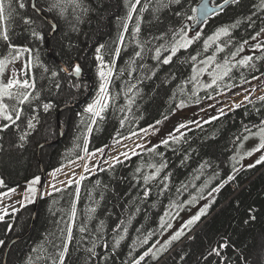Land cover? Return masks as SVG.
Here are the masks:
<instances>
[{
  "label": "trees",
  "instance_id": "1",
  "mask_svg": "<svg viewBox=\"0 0 264 264\" xmlns=\"http://www.w3.org/2000/svg\"><path fill=\"white\" fill-rule=\"evenodd\" d=\"M199 1L181 0L159 8L156 0H141L132 19L126 21L129 9L125 0H80L81 8L73 11L69 6L63 15L59 9L49 11L53 0H35L36 8L56 28L47 43L52 28L31 9V0H23L24 9H19L18 0H12L16 11L4 22L10 41L0 39V58H9L10 52L15 54L8 43L30 49L28 71L35 78L40 98L33 104L36 111L25 105V112L15 124L0 120V125H10L0 130V179L4 181L0 195L40 177L42 171L47 176L77 161L85 140L89 152L106 151L111 145L156 125L165 116L186 109L202 111L212 98L263 76L264 47L258 49L254 45H264V39L253 43L252 37L264 29V0L229 4L209 17L198 31L200 38L187 49L179 50L168 64L162 60L169 52L162 50L160 59L154 58L156 47L164 43L157 37L166 34L165 40L170 42L181 27L190 31L194 23L185 14L196 15L191 9ZM222 2L216 0L215 4ZM145 5L146 10L141 13L139 9ZM24 18H31L34 23L25 24ZM138 19L140 31L134 35ZM124 22L128 23V31L117 57L111 54L116 47L113 41ZM223 27L228 28L229 34L210 42L205 49L204 41ZM33 29L42 38L33 36ZM245 41H252L248 48L253 49L254 53L249 55L252 59L245 65L233 64L241 51L235 57L231 53L244 49ZM100 45L105 46L101 50L104 61H114L108 86L111 99L101 113L102 118L96 117L93 124L91 114L84 109L99 93L100 62L96 49ZM218 47L223 51H217ZM137 51H141L140 57L135 56ZM192 56H196L195 61ZM209 57L215 59L205 66ZM226 59L231 68L229 74L211 88L204 87L219 72L216 65H223ZM75 63L86 73L81 79L61 70ZM201 68L206 71L199 72ZM52 71H57L58 76L52 77ZM181 101L185 106L177 108ZM44 102L53 104L48 112L42 108ZM67 104L72 107L60 114L63 135L56 141L58 109ZM34 115L39 122L33 121L36 127L30 129L27 122ZM188 123L178 134L175 131L167 145H147L122 162L98 168L79 186L71 184L42 194L31 231L10 248L5 263L9 242L29 230L33 203L4 216L0 220V240L4 242L0 245V264H52L49 254L59 250L61 230L70 222L73 203L76 206L73 240L64 264H132L157 241L163 240L164 245L205 205L208 207L204 215L184 228V235L172 241L157 259L149 256L141 264H264V162L242 168L236 160L249 132L246 128L264 125V100L241 105L219 117ZM21 136L25 138L21 140ZM45 143L51 144L40 149L38 160V147ZM162 163L166 167L155 175ZM146 176L155 178L146 182ZM229 176L233 177L230 181ZM221 183L224 186L219 191H212ZM146 190H150L147 197ZM206 200L203 207L189 215L192 207ZM166 212L169 216H165ZM184 216L188 217L181 221ZM161 217L171 225L175 219L179 227L172 233V226L161 228ZM82 226L84 232L79 230ZM149 233L152 235L148 244L141 245L140 241ZM120 236L124 239L117 246L115 242ZM93 242L95 255L87 251ZM225 243L228 247L220 249V256L208 255Z\"/></svg>",
  "mask_w": 264,
  "mask_h": 264
},
{
  "label": "snow or ice",
  "instance_id": "2",
  "mask_svg": "<svg viewBox=\"0 0 264 264\" xmlns=\"http://www.w3.org/2000/svg\"><path fill=\"white\" fill-rule=\"evenodd\" d=\"M180 3L181 0H156V3L159 5V8H164L170 5L171 3ZM232 3H238L239 0H231ZM126 5L128 6V13L126 17V21H130L133 17V13L137 11V5L141 3V0H125ZM229 0H224V4H228ZM71 6L73 8V11H75L77 8H81V2L80 0H53L52 3L49 4V11L52 9H59L60 14L63 15L68 7ZM18 7L19 9H24L26 7L25 3L23 0H18ZM147 5L144 7H141L139 11L143 13L146 10ZM32 8L35 10L36 9V3H32ZM159 8L157 10H159ZM217 8L222 9L223 5H217L214 3V0L212 2V6H210V0H203V3H201L200 7L193 8L191 11L193 13H198V15H191L187 16L186 18L191 20L193 23H199L201 20L207 21L210 15H215ZM83 11H87V9H82ZM16 11L15 8L12 7V0H0V39H2L5 42L10 41V37L8 34V28L6 25H4V22L8 19H10L13 15V13ZM177 15H180L177 13ZM24 23L25 24H32L34 21L31 20V18H24ZM55 27V26H53ZM128 31V23L124 22L122 24V31L119 32L117 35L116 39L113 41V44L116 45V47L112 51V55L114 56H119L122 47L124 45V40H125V33ZM140 28H139V19L137 22V27L133 30V34L139 33ZM261 32H264V29H261ZM228 28L223 27L218 29L212 36H209L207 40L204 41V46L205 49L208 48L210 42H214L218 40L222 35H228ZM32 35L37 37V38H42L41 34L35 29L32 30ZM165 35L162 34L160 37H157V39L164 40V43L160 44L158 47L155 49V59H160L162 50L164 52H169L170 54L165 56L162 60V63L168 64L172 57L176 55V53L181 50V49H187L189 46H191L196 40L200 38L201 33L197 32L194 36H189L188 31L184 28L181 27L179 31H176L172 35V39L169 42L168 40H165ZM260 33H257L256 36H259ZM256 36H253L252 39L255 40ZM247 43V41H245ZM9 49H12L15 54L12 52L9 53L11 56V59L8 57L0 58V77L3 76L5 69L8 64L14 63L17 59H19L20 55L25 52H30L31 50L24 47L20 48L16 45H13L11 43H8ZM104 45H100L96 49V59L100 62V71L98 72V75L101 79V83L99 85V93L97 95V98L94 100L93 103L89 104L84 111L86 113L91 114V123H95V118L96 117H101V113L107 108V101L111 99V97L108 95V86L110 83V77L113 74V69L111 64L114 63L112 61L111 63L105 62L102 54V49L104 48ZM255 48H262L264 45L262 44H256L254 45ZM243 48L241 47L240 49L237 50V52L231 53L233 57H235L239 51H242ZM217 51H223L222 47H218ZM141 51L135 52L136 57L141 56ZM191 59L193 61L196 60V56H192ZM215 57H209L207 61H204L205 64L210 63L213 61ZM252 57L250 56H245L243 59L238 61L239 64L245 65L247 64L248 61H250ZM30 61L25 64V68L30 67ZM216 68L220 70L221 74L213 75L212 81L209 84L204 85L206 88H211L213 85L217 83V80L223 79L224 76H227L229 72L231 71V68L229 67L227 59L224 61L223 65L217 64ZM106 69V70H105ZM62 71L72 74L76 73L79 74L81 69L79 64L73 65L71 69L65 67L61 69ZM22 71L23 79H21L19 76L16 75L15 72H13V75L6 81L4 82L2 79H0V120L2 121H8L11 122L12 124H15L16 121L21 119L22 114L25 112V105L28 107L32 108V111L35 112L36 109L33 107L34 102L39 101L40 94L36 90V84H35V78L34 76H30L29 71ZM45 71H48L47 68H45ZM197 70L194 69V72ZM206 71V68H201L199 69V72H204ZM210 75H212L210 73ZM52 77H57L58 72L57 71H52L51 72ZM192 79H196L195 76H193ZM60 85L57 83L56 88L59 89ZM245 99L247 100L248 97L246 96ZM259 99L264 100V97H260ZM199 103V99L196 101ZM184 101H181L178 105H176L177 108L184 107ZM236 107H240L239 104L235 105ZM53 107V104L51 102H44L42 104V108L45 112H48L51 108ZM221 113L223 110H220ZM102 118V117H101ZM164 119H167V116L164 117ZM33 121H36L38 123L37 117L34 115L32 119H29L27 122V126L30 129H34L36 127V124L33 123ZM162 121H157L156 123L159 124ZM10 125L8 123H4L0 125V130L7 129ZM186 127V125L181 124L178 126L177 131H179L180 128ZM88 131H91V127H89ZM147 131V130H145ZM246 131H250L249 129L246 128ZM171 136V134H169ZM254 135H257L260 139V143L256 148L253 150L245 153V155H252L253 151H259L261 149H264V125L258 127V132H256ZM21 140H23L25 137L21 136ZM245 140L248 139L247 136L244 137ZM168 140L165 139L162 141L164 145L168 144ZM85 151H87V140H85ZM99 151H103V149H100ZM126 155V154H125ZM235 159V158H234ZM264 162V155H262L256 163H262ZM166 167V164H161L159 168L156 169L155 175H158L159 172ZM249 167H254V165H249ZM87 170V168H85ZM236 169H234L235 171ZM59 171V169H57ZM54 175V174H53ZM83 178V177H82ZM155 176L148 177L146 176L144 179L147 182L149 179H153ZM167 179V177H165ZM233 177L229 176L228 180H232ZM40 177H35L29 184V191L32 193H35L36 189L32 187L33 185L39 183ZM225 181L224 183H226ZM224 183H221L217 188H214L212 191L217 192L219 191L220 188L224 186ZM4 186V181L3 179H0V187ZM79 190L77 189V192ZM150 190H146L144 192L145 197L149 195ZM9 192H15V189H9ZM4 195H8V193H4ZM27 198V197H25ZM195 200V197H193V201ZM190 201V202H193ZM207 205H205L204 208L200 210L199 213H197L195 216L191 217L188 221L185 222V224L181 227L180 230L176 231L171 238L168 241H165L164 245H161L160 248H156V245L153 244L151 247H149L146 251H144L137 259L133 260L132 264H141V261H144L146 257L151 256L152 259H157L158 254L162 253L163 251L167 250L168 245L174 241L179 239L182 235H184V228H188L191 225H193L196 221L200 219L202 215H204ZM92 211H95V209H92ZM4 215H7L6 210L3 211V215H0V220L4 219ZM165 216H169V213H165ZM75 217H76V206L75 203L72 204L71 206V211L69 215V223L66 227V229H62V241L61 244L58 247V251L55 254H49V259H51L52 264H64L65 257L68 253V247L71 241L73 240V225L75 224ZM174 218V217H173ZM254 219V217H253ZM171 222L170 221H165L164 217H161V228H170ZM81 232L85 231V228L82 226L79 229ZM126 232L127 229H124ZM152 233H149L148 236H146L142 241H140L141 245L148 244L149 239L151 237ZM124 237L120 236L119 239L116 240V245L118 246L120 243V240H123ZM4 242L0 240V245H2ZM157 243H159L157 241ZM106 246V245H105ZM95 247L96 244L93 242L92 247L88 248L87 251L91 253L92 255H95ZM228 247L227 243L219 245L216 248H213L208 255H216L220 256L221 248H226ZM155 249V251H154ZM206 258V257H205ZM243 259V257H241Z\"/></svg>",
  "mask_w": 264,
  "mask_h": 264
},
{
  "label": "rangeland",
  "instance_id": "3",
  "mask_svg": "<svg viewBox=\"0 0 264 264\" xmlns=\"http://www.w3.org/2000/svg\"><path fill=\"white\" fill-rule=\"evenodd\" d=\"M36 9H35V11H36ZM37 10H39V9H37ZM43 15L47 18L48 21L53 23L45 14H43ZM47 20H44V21H46L47 24H49V22ZM49 25L52 28V25L51 24H49ZM199 30H200V28L195 30V31L190 30L188 32V35L194 36ZM49 34H48V36H49ZM263 39H264V32H262L258 38L253 40V43H257ZM251 44H252V41H250L246 44L245 48L241 51L240 55H238L236 58H234L232 60L233 64L234 63L236 64L238 61L243 59L245 56H249L250 54H252L253 49H248ZM26 56H27V58H26ZM9 59H11V56L9 57ZM28 62H29V53H27V52L22 53L20 55L19 59H17L14 63L7 65L4 74L2 77H0V79H2L4 82H6L13 75V72H15L16 75L19 76L21 79H23L24 77L22 75L21 70L28 71L29 68H25V64ZM204 65L206 66L207 64H204ZM219 73L221 74L220 70H219V72H217V74H219ZM212 77L213 76H211V78ZM233 91L225 92V93L220 94L217 97L212 98L211 100H209L206 103V108L203 109L202 111L200 109H186L184 111L174 113L171 116L167 117V119L162 120L161 123L153 125L151 127H148L147 129H144L140 132H137V133L125 138L124 140L113 144L114 148L112 150H110V147L112 146L111 145L106 151H103L101 154H91L89 157H87L85 164H83V159L81 157V159H79L81 161H79V162H78V160L75 161V163H76L75 167H73V168L69 167L68 171H66V170L61 171L59 169V171L56 170V171L50 172L47 176L45 175V182L43 184L41 195L42 194H44V195L50 194L54 191H57L63 187L71 185V184H75V185L79 186L81 182L79 180L78 175L83 173L84 178L87 177L88 176L87 174H89L88 173L89 168H93V166H96L95 171L98 168H107L111 165H114V164L120 162L119 159H120L121 154H126L124 156L125 157L124 160H126L127 158L139 153L147 145L156 146V145L162 144V141L165 139L169 140L170 137L175 133V131H176V134H178L180 132V130L177 131V128L179 125H181V124L188 125L189 124L188 122L190 120H194V121L199 120L200 121V120H205L207 118L219 117L223 114L232 112L236 108V106H235L236 104L243 106L245 104L251 103V102L259 99L260 97H264V75L259 76L255 79L247 82L244 85H241L240 87L234 89ZM246 96L248 97L247 100L245 99ZM69 105H71V104H69ZM69 105L67 104V105L61 106L58 109V111L62 108L69 106ZM67 109H69V108H67ZM67 109H63L60 112V114ZM221 109L223 110L222 113L220 111ZM57 115H58V113H57ZM194 115H195V117H194ZM59 117H60V115H59ZM57 122H58L59 127H61L59 118L57 119ZM145 130H147V131H145ZM62 132H63V130H62ZM256 132H258L257 127H253L252 129H250L248 134L245 135L248 137V139L247 140L244 139L243 143L241 144V146L239 147V149L237 151L236 160L240 163V166L242 168L249 167V165L257 164L256 161L262 155H264V149H261L259 151H253L252 155H250V156L245 155V153L253 150L260 143L259 137L257 135H254ZM169 134H171V136ZM59 138H60V133H59ZM59 138L56 141H58ZM45 144H48L47 146H49L51 143H45ZM39 151H40V149L37 150L38 160L40 159L39 158V156H40ZM124 160H122V161H124ZM85 168H87V170H85ZM81 170H83V171H81ZM31 181L27 182L23 186H19V187L14 188L15 192H7L10 194L7 195L6 197L0 198V215H3L4 210H6L7 215L14 213V212L22 209L26 204H29L31 202L33 203V206H34V201L36 198V193L38 190V184L39 183L32 186L36 189L35 193H32L31 191H29V184ZM1 196H3V195H1ZM25 197H27V198H25ZM206 202H208V200L197 204L195 207H192L191 210L188 211L189 215H191L192 212L197 211L200 207H203L204 204H206ZM4 216H6V215H4ZM32 216H33V213H32ZM187 217L188 216L182 217L181 221L183 219H186ZM30 226H31V224H30ZM178 227H179V224L174 219L172 227H171V230H172L171 233L173 231H175ZM162 241L163 240H161L159 243L156 244V248L160 247ZM5 262H6V259H5L4 263Z\"/></svg>",
  "mask_w": 264,
  "mask_h": 264
},
{
  "label": "water",
  "instance_id": "4",
  "mask_svg": "<svg viewBox=\"0 0 264 264\" xmlns=\"http://www.w3.org/2000/svg\"><path fill=\"white\" fill-rule=\"evenodd\" d=\"M34 1H35V0H31V8H32V3H33ZM211 1H212V0H210V6H212V5H211ZM201 3H203V0H200V1H199V3H198L197 6H196L197 9L200 7ZM229 3H231V0H229ZM229 3H228V4H229ZM228 4H224V3H223V4H221V5H223V8H224V7H225L226 5H228ZM223 8H222V9H223ZM32 9H33V8H32ZM222 9L217 8L216 13H219ZM36 11H37V13L39 14V16H41L44 20H47V18L43 15L42 12H40V11L37 10V9H36ZM196 15H198V13H196ZM211 16H212V15H210L209 17H211ZM47 21H48V20H47ZM48 22H49V24L52 25V30H51V32H50V34H49V36H48L47 43H48L49 39L51 38V36L53 35V32L55 31V27H53V26H54L53 23H51L50 21H48ZM204 22H205V21L201 20L199 23H194V24L191 26L190 30H191V31H195V30L199 29V28L204 24ZM49 57H52L51 52L49 53ZM52 59L55 61V58H52ZM76 64H78V63H75L74 65H76ZM79 66H80V64H79ZM63 68H65V67H63ZM71 68H72V66H71L69 69H71ZM80 69H81V71H80L79 74H76V73H72V74H71L75 79H81V78H83V77L86 75V73L84 72V70H83V68H82L81 66H80ZM70 107H72V105H69V106H67V107H65V108L60 109V110L58 111V115H57V117L59 118L60 112H61L63 109H67V108H70ZM59 133H60V138H59V139H61V138H62V135H63V132H62V128H61V127H59ZM58 141H59V140H58ZM47 145H48V144H41V145L39 146L38 150L41 149L42 147L47 146ZM44 182H45V173H44V171H42V172H41V175H40V181H39V184H38V190H37V193H36V198H35V201H34V206H33L34 208H33V216H32L31 226H30L29 230L26 232V234H25L24 236L19 237V238H16V239L12 240L11 242H9V244H8L6 250H5L4 261H5L6 257H7V254H8V252H9L10 248H11L16 242H18L20 239H23L24 237H26V236L28 235V233L31 231V229H32V225H33V222H34V218H35V214H36V210H37V207H38V203H39V200H40V198H41V193H42V188H43V184H44ZM166 257H167V256H166Z\"/></svg>",
  "mask_w": 264,
  "mask_h": 264
},
{
  "label": "built area",
  "instance_id": "5",
  "mask_svg": "<svg viewBox=\"0 0 264 264\" xmlns=\"http://www.w3.org/2000/svg\"><path fill=\"white\" fill-rule=\"evenodd\" d=\"M114 148V146L112 145L111 147H110V150H112ZM103 152V151H102ZM101 151H97V152H94V153H91V152H89L88 151V149H87V151H85V148H84V150H83V152H82V159H83V164H85L86 163V159H87V157H89L91 154H101L102 153ZM125 154H121V156H120V159H119V161H122V160H124L125 159ZM81 159V158H80ZM79 161H81V160H78V162ZM75 162H73V163H71V164H68V165H66V166H64V167H62L60 170L61 171H63V170H66V171H68L69 170V167H75ZM84 167V166H83ZM95 168H96V166H93V168H89V170H88V173L89 174H92V173H94L95 172ZM81 171H83V170H81ZM78 177H79V180H80V182H81V180L84 178V176H83V173H81V174H79L78 175ZM83 177V178H82ZM10 193H8V195H9ZM7 195H4L3 194V196H0V198L1 197H6Z\"/></svg>",
  "mask_w": 264,
  "mask_h": 264
},
{
  "label": "flooded vegetation",
  "instance_id": "6",
  "mask_svg": "<svg viewBox=\"0 0 264 264\" xmlns=\"http://www.w3.org/2000/svg\"><path fill=\"white\" fill-rule=\"evenodd\" d=\"M212 2H213V0L211 1V5H212ZM214 3H216V0H214ZM223 3H224V2H222L221 4H223ZM231 3H232V2H231ZM231 3H229V4H231ZM221 4H217V5H221ZM229 4H228V5H229ZM228 5H226V6H228ZM226 6H225V7H226ZM225 7H224V8H225ZM224 8H223V9H224ZM223 9H222V10H223ZM222 10H221V11H222ZM221 11H220V12H221ZM253 53H254V52H252V54H253ZM239 55H240V54H239ZM250 55H251V54H250ZM234 64H235V63H234ZM236 64H237V65H240L238 62H237Z\"/></svg>",
  "mask_w": 264,
  "mask_h": 264
}]
</instances>
